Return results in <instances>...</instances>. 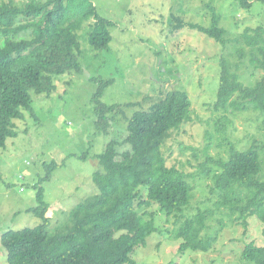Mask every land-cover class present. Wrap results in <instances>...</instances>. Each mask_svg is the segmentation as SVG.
Wrapping results in <instances>:
<instances>
[{
	"label": "trees",
	"instance_id": "trees-1",
	"mask_svg": "<svg viewBox=\"0 0 264 264\" xmlns=\"http://www.w3.org/2000/svg\"><path fill=\"white\" fill-rule=\"evenodd\" d=\"M19 1L0 0L2 149L8 139L17 137L15 121H24L25 113L35 117L33 95L48 99L57 90L56 77L81 71L77 33L86 23L91 22L88 43L93 49L105 50L112 40L109 28L113 24L98 15L92 0ZM233 1L238 10H250L253 6V0ZM209 8L212 14L209 27L186 26L224 49L232 47L228 57L220 58L213 103V111L224 114L214 122L213 129L224 136L226 154L216 160L206 158L205 163L199 164L203 177L212 181L210 195L216 198L214 208L185 217L193 198V189L188 184L193 175L169 166L163 148L173 132L192 122V102L186 91L173 90L148 110L136 111L127 120L125 139L111 138L95 157L98 170L93 173L92 182L97 193L74 206L54 230L49 229V204L44 200V189L35 185L37 206L27 212L38 216L41 224L2 234L0 241L8 264H136L132 259L135 250L144 247L147 239L158 232L154 213L146 211L153 205L168 219L174 218L175 239L181 241L180 253L212 251L218 232L209 228L208 222L217 213H225L245 228L250 218L264 226L262 148L253 145L241 150L227 134L231 124L228 116L250 111L264 116V25L246 28L230 39L228 31L220 26L221 16ZM178 28H184L179 20ZM232 58L236 62L232 63ZM245 60L247 70L261 74L254 85H245L241 79L240 68ZM97 83L91 99L94 127L98 134L110 137L111 115L120 106L101 102L105 88L113 81ZM212 139L213 134H208L207 140ZM125 146L128 148L120 151ZM209 147L208 144L205 156ZM57 168L59 164L54 161L48 164L44 180H49ZM241 259L264 264V247L247 244Z\"/></svg>",
	"mask_w": 264,
	"mask_h": 264
},
{
	"label": "rangeland",
	"instance_id": "rangeland-1",
	"mask_svg": "<svg viewBox=\"0 0 264 264\" xmlns=\"http://www.w3.org/2000/svg\"><path fill=\"white\" fill-rule=\"evenodd\" d=\"M92 1L98 15L113 24L108 47L95 50L90 46L91 22L86 23L77 33L81 71L56 77L57 90L50 98L33 95L35 117L25 113L24 121H15L17 137L8 139L6 148H0V240L8 230L20 231L41 224L38 216L27 212L37 206V184L44 189V200L49 204L50 230L63 222L74 206L96 194L92 182V175L98 170L95 157L111 138H126L127 120L136 111L148 110L173 90L186 91L192 102V122L173 132L163 148L169 166L193 175L188 179L193 198L185 217L214 208L212 181L203 177L199 164L205 163L206 158L216 160L226 154L224 136L213 129L214 122L224 114L214 112L213 103L220 58L228 57L232 47L224 49L186 25L209 27L212 7L221 16L220 26L234 39L246 28L264 25V3L253 0L250 10H238L233 0ZM178 20L184 28H178ZM247 62L240 68L241 79L245 85H254L261 74L247 70ZM101 80L113 81L105 88L101 102L120 106L111 115L110 137L98 134L94 127L91 99ZM228 120V139L241 150L257 145L262 148L264 160V116L250 111L228 116ZM208 134H213L210 142ZM52 161L59 168L51 172L49 180H44ZM146 211L154 213L158 232L147 239L144 247L135 250L132 259L136 264H252L241 259L244 247L251 242L264 247V226L257 219L250 218L245 228L225 213H217L208 222L209 228L218 232L212 251L180 253L174 218L170 220L159 213L155 205ZM0 264H8L1 241Z\"/></svg>",
	"mask_w": 264,
	"mask_h": 264
}]
</instances>
